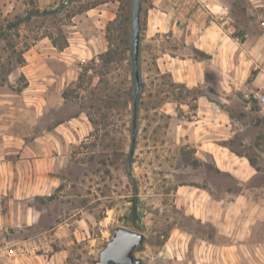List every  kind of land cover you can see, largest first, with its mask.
I'll return each instance as SVG.
<instances>
[{"label": "rangeland", "instance_id": "rangeland-1", "mask_svg": "<svg viewBox=\"0 0 264 264\" xmlns=\"http://www.w3.org/2000/svg\"><path fill=\"white\" fill-rule=\"evenodd\" d=\"M131 2L0 0V125L15 118L13 141L57 145L42 150L54 187L32 200L38 225L11 237H35L37 254L56 264H96L120 227L145 235L141 264H264V220L239 245V229L219 233L189 207L197 189H241L211 158L200 161L198 112H231L246 125L229 145L257 163L252 194L264 198V105L245 97L264 93V0H201L215 12L210 33L179 28L158 0H143L135 141ZM34 58L41 67L24 73ZM29 112L38 133L25 131Z\"/></svg>", "mask_w": 264, "mask_h": 264}, {"label": "crops", "instance_id": "crops-1", "mask_svg": "<svg viewBox=\"0 0 264 264\" xmlns=\"http://www.w3.org/2000/svg\"><path fill=\"white\" fill-rule=\"evenodd\" d=\"M158 6L161 8L158 10L179 28L203 33L211 32L213 28L215 12L207 9L201 0H178L176 3L158 0ZM164 7L166 9L163 11ZM41 65L39 58H34L27 60L22 68L27 74V70L37 69ZM43 74L39 73L32 79H39ZM53 78L59 77L55 73ZM257 86L264 89L260 78L257 79ZM38 99L32 95L29 101L33 105ZM10 113L16 116V112ZM29 116L32 127L25 131L40 132V128L34 127L37 112H29ZM260 117H264V113L261 112ZM15 120L9 117L0 125V135L6 139L0 140V264H56L59 256L52 255L50 258L47 255L46 259L43 256L42 259L37 254L38 242L35 237H23L21 240L11 237L12 232L33 229L38 225V214L32 200L38 196L49 197L54 187V177L49 173V157H42V150L55 149L57 146L48 136L37 137L29 142H21V139L13 141L14 136L11 134L16 132L15 125L19 124ZM241 122L231 112L197 113L194 139L200 161L211 158L215 169L233 178L241 189L235 192L209 185L207 189H197L191 193L189 206L197 220L212 223L220 229L219 233L227 234L232 226L239 229L240 232L234 235L237 239L234 243L239 245L243 243L241 238L249 237V230L264 220V198L257 199L252 194L253 190L259 188L255 185L260 174L257 163L252 165L249 156L235 151L229 145L245 129L246 125ZM61 126L55 125L53 130L66 136V129ZM42 131L49 132V129Z\"/></svg>", "mask_w": 264, "mask_h": 264}, {"label": "water", "instance_id": "water-1", "mask_svg": "<svg viewBox=\"0 0 264 264\" xmlns=\"http://www.w3.org/2000/svg\"><path fill=\"white\" fill-rule=\"evenodd\" d=\"M143 11V0H132L131 2V56L133 82L135 85V100H139L142 93L141 80V15ZM133 119V141L137 136V105L134 110ZM145 235L127 228H117L106 247L100 252L99 260L96 264H141L135 257V252L144 244Z\"/></svg>", "mask_w": 264, "mask_h": 264}, {"label": "built area", "instance_id": "built-area-1", "mask_svg": "<svg viewBox=\"0 0 264 264\" xmlns=\"http://www.w3.org/2000/svg\"><path fill=\"white\" fill-rule=\"evenodd\" d=\"M245 97L250 100V101H255L259 105H264V93L260 92H251V93H246Z\"/></svg>", "mask_w": 264, "mask_h": 264}, {"label": "trees", "instance_id": "trees-1", "mask_svg": "<svg viewBox=\"0 0 264 264\" xmlns=\"http://www.w3.org/2000/svg\"><path fill=\"white\" fill-rule=\"evenodd\" d=\"M139 100H140V98H139ZM139 100L137 101V100H135L134 97L132 98L133 112H135L134 110H135V106H136V105H137V109H138ZM250 162H251L252 165H255V160H253V159L250 158ZM217 172H219V171L217 170ZM219 173H220V172H219ZM128 174L131 175V172L129 171Z\"/></svg>", "mask_w": 264, "mask_h": 264}]
</instances>
